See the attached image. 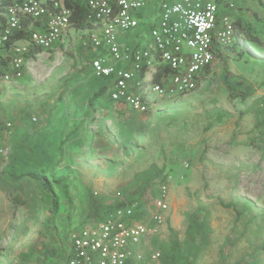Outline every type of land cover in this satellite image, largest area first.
<instances>
[{"label": "rangeland", "instance_id": "374dc122", "mask_svg": "<svg viewBox=\"0 0 264 264\" xmlns=\"http://www.w3.org/2000/svg\"><path fill=\"white\" fill-rule=\"evenodd\" d=\"M261 21L255 29L264 39V15ZM87 41V33L71 28L53 49L28 59L18 82L0 83V170L24 151L25 137L40 134L49 138L56 156H47L45 166L52 162L67 176L50 177L59 190L75 185L112 203L128 200L136 173L157 163L172 178L168 218L154 236L169 239L171 225L186 238V214L201 207L209 213L212 234L200 264H264V137L258 126L264 112V47L245 42L226 49L199 90L160 101L150 113L114 116L102 100L86 117L88 99L104 84L90 67ZM8 122L12 125L4 127ZM65 137L71 139L58 144ZM153 198L150 188L146 206ZM234 204L242 211L239 217ZM9 217L0 203V245L17 255L36 240L24 237L23 230L3 238L1 223Z\"/></svg>", "mask_w": 264, "mask_h": 264}, {"label": "built area", "instance_id": "2783aa9c", "mask_svg": "<svg viewBox=\"0 0 264 264\" xmlns=\"http://www.w3.org/2000/svg\"><path fill=\"white\" fill-rule=\"evenodd\" d=\"M66 1L0 0V83L23 78L28 59L70 33L73 8ZM78 1L91 22L81 31L95 53L94 74L111 77L115 103L142 113L157 108L162 99L199 90L207 71L240 34L232 16L223 11L233 7L231 0ZM148 9H153L151 16ZM139 29L143 40H124ZM158 188L159 196L144 218L137 216L135 201L73 231L68 264H163L151 240L168 218L170 180Z\"/></svg>", "mask_w": 264, "mask_h": 264}, {"label": "crops", "instance_id": "0c3cea01", "mask_svg": "<svg viewBox=\"0 0 264 264\" xmlns=\"http://www.w3.org/2000/svg\"><path fill=\"white\" fill-rule=\"evenodd\" d=\"M231 1L233 7L224 8L223 11L225 13L228 12L235 21L241 24H252L260 28L262 25L261 18L264 15V3H262L264 0ZM149 6L156 8L155 3H151ZM146 12L151 16L153 9H148ZM255 15H258V18L252 20L251 17ZM74 30L83 32L81 31L82 29L74 28ZM142 32L144 31L139 29L138 31L127 33L124 35V40H129L132 43L137 40V37L143 40ZM39 133L42 134L43 129ZM48 139L40 134L34 135L32 138L25 137L22 141L25 146L24 151L22 153H14L13 157L6 161V167L0 170V201H2L0 203H3L11 216L1 223L3 227L1 235L4 238L23 230L24 237L28 240H36V244H32L22 250L18 249L20 254L18 253L17 255L13 248L8 247L3 250L2 243L0 245V264H68L67 257L72 248L69 236L70 234L72 235L74 227L78 226L87 216V200L75 198V210L69 215L68 201L63 199V205L60 208L58 207L53 213L52 218L56 225L55 229L50 228L47 223L51 219L54 203L49 198L46 190L36 180L28 176H22L42 169L47 165V156L49 160L56 157L53 153L54 150L51 151L48 146L50 143ZM59 142L60 139L58 144ZM55 150L58 154L59 149ZM50 164L52 166V162ZM2 178L4 181H2ZM75 194L76 192L73 193V195ZM0 240H2V237ZM52 240L58 242L53 244ZM48 244H51L49 254L44 251ZM52 247L58 248V250L55 251ZM51 252L52 254H50Z\"/></svg>", "mask_w": 264, "mask_h": 264}, {"label": "trees", "instance_id": "16d2710c", "mask_svg": "<svg viewBox=\"0 0 264 264\" xmlns=\"http://www.w3.org/2000/svg\"><path fill=\"white\" fill-rule=\"evenodd\" d=\"M66 3L68 6H71L73 8L71 19L74 28L86 29L91 25V22H89L87 19L88 10L78 0H67ZM234 23L240 34L238 35L236 42L233 45L227 47L226 49L231 48L236 44L238 45L244 44L245 42H248L251 45L264 47V39L260 36L259 32H256L255 29L256 26L252 24L244 25L235 20ZM89 47H90L91 61H92V58L95 53L91 45H89ZM91 61H90V67H91ZM225 70H227V65H225ZM211 72H212L211 69L208 70L206 77L209 76ZM99 78L103 79L104 84L99 89H97L88 99L86 117H90L91 115H94L95 112L99 110L98 102L102 100H104V103L102 104L108 109H110L114 113L113 114L114 116L115 114H119L122 117L124 115H128L131 113L134 114H136V112L142 113L132 109L129 105L123 102H120L118 104L115 103V101L111 98V87H110L112 83L111 77H99ZM178 98L179 97L166 98V99H162L161 101L163 102L165 100L178 99ZM152 111L153 110H150L144 113H150ZM35 120H37V118H35ZM258 126L261 129L262 137H264V112L263 115L258 119ZM4 127L9 128L8 123L5 124ZM83 132L86 134L88 130L85 129V131ZM70 139L71 137H65L63 139H60V142L64 146V144H66L67 141ZM49 165L51 164L49 163ZM45 167L46 166L42 168L44 169L43 172H41L42 169H40L38 171H34L33 173H27L22 176L23 177L28 176L29 178L36 180L42 186V188L46 190V192L49 195V198L54 203L51 219L49 223H47L49 224V227L52 229H55L56 226L52 218L53 213L56 211L58 207L60 208L63 205L62 202L63 199L68 201L67 203H68L69 215H71L75 210V205H74L75 198H77L78 200H82V199L85 201L87 200V205H88L87 216L85 219H83L80 222L78 226L74 227V231L84 227L85 225H88L89 223L101 221L105 219L109 214L114 212L116 209L122 206H127L128 204H132L135 201L139 203L137 207V216L144 218L145 216H147V212H148V208H147L148 206H146V204L143 201V198L147 193V190L152 188L155 197L158 191V189H155V184H160L162 182H165L169 178L168 175H165L164 167L159 166L157 163H152L149 168L136 173L134 177V181L131 185V187L135 186V190L132 193H129L128 200L120 201L119 199H114L112 203H109L107 202L108 196H103L99 193L94 192L91 189H86V188L81 189V188H77L75 185L73 186L66 185L65 187L62 186L63 189L58 186L59 188H61L59 190L57 188V185H54L53 182L50 180V177L51 176L59 177L61 181L67 179L66 174L64 173L59 174L58 171H56L57 169L55 165L50 166L49 168L46 167L47 169ZM67 167L70 168V165H68ZM74 192H76L75 195H73ZM228 206H230V204H228ZM234 207L237 210V214L239 217L242 211L236 208L235 204ZM186 218H187L186 238L181 239L175 228L170 225L169 239L160 240L158 236H154L153 239L151 240L152 244L158 250H160L162 254L163 264H200V260L204 254V251L210 246L212 227L209 220V213L207 211H204L203 208L198 207L192 212H188L186 214ZM69 239H70V243L72 244L71 234L69 236ZM52 242H54L53 244H55V242L57 243L58 241L52 240ZM50 249H51V244H48L44 248V251H46L49 254ZM53 249L55 251L58 250V248H53ZM50 254H52V252ZM70 254H71V250H70ZM70 254L67 257V262ZM234 264H242V262L237 261Z\"/></svg>", "mask_w": 264, "mask_h": 264}]
</instances>
